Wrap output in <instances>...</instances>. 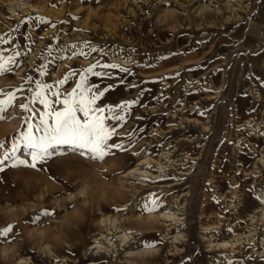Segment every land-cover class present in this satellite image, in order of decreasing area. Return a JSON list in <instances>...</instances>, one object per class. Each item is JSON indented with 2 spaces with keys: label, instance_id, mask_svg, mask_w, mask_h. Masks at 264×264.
<instances>
[{
  "label": "rangeland",
  "instance_id": "374dc122",
  "mask_svg": "<svg viewBox=\"0 0 264 264\" xmlns=\"http://www.w3.org/2000/svg\"><path fill=\"white\" fill-rule=\"evenodd\" d=\"M0 41L3 57L16 61L0 75V100L23 89L0 119V157L48 111L38 102L34 113L18 107L35 89L28 76L63 99L79 82L58 83L70 71L118 64L129 72L96 69L111 75L89 74L87 83L114 86L102 98L106 113L114 108L108 115L138 101L123 122H106L116 126L109 142L127 151L97 160L57 145L31 169L14 166L30 160L21 144L0 165V230L13 226L0 264H264V0H0ZM90 47L99 51L72 55ZM154 198L160 207L146 211ZM181 207L184 224L160 217ZM113 219L130 240L109 235L111 255L96 253L90 246ZM128 250L138 251L135 263Z\"/></svg>",
  "mask_w": 264,
  "mask_h": 264
},
{
  "label": "snow or ice",
  "instance_id": "6c2138e0",
  "mask_svg": "<svg viewBox=\"0 0 264 264\" xmlns=\"http://www.w3.org/2000/svg\"><path fill=\"white\" fill-rule=\"evenodd\" d=\"M42 23H47V21L42 18H37ZM7 43V41H0ZM77 46L75 44L71 45L70 48L75 50ZM99 51L95 47H90L89 52H75L73 51V56H81L87 58L91 52ZM49 56L52 55L51 48L48 50ZM19 56L20 53H15ZM72 58V57H68ZM165 57H160L164 59ZM57 59H62V57H57ZM0 75L5 73H11L13 68L11 65L15 64L16 61L13 57H3V52H0ZM17 68L19 65H16ZM151 67V65H148ZM47 65L41 68L40 74L44 75ZM96 69H119L122 73H128L129 69L121 67L118 64L110 63H97L91 65L90 67L83 70L82 73H77L75 70L70 71L61 79L58 83L63 85L67 82L69 77L79 76V82L76 84L75 88L69 93H66L63 99H59L61 93L57 91H52L53 86L50 84H42L39 80H33L32 76H28L26 79L31 84H35V89L29 87L28 91L31 92V98L27 103L19 104L18 107L23 109L25 112L34 113V110L30 108V104H36L37 102L43 105L48 111L41 113V119L38 126H34L31 123L27 124V131L21 133V139L19 142L13 143L10 149L4 151L3 156L0 157V165H3L5 161L13 159L16 157V153L20 150L21 144L28 150L27 156L29 159H19L16 158L14 166H26L31 169H37V165L42 162H46L49 157L53 156L55 146L57 145H68L72 148L73 153L79 155L81 158L88 154L90 158H95L97 160H103L107 155L113 154L112 149H118L120 151H127L122 143L118 144L115 142H109L116 132V126L109 128L106 123L109 120H116L117 122H123L125 119L124 114L127 110L131 108L133 104L138 103V101H125L119 103L116 107H119L120 115H108V113H113L114 108L109 107L107 113L103 106L102 98L105 97L106 93L114 87L113 85H106L103 88L96 86L95 84L89 85L87 83L88 75L94 77H108L111 74L107 71H96ZM176 75H179L177 73ZM123 83V80H121ZM135 87V85H133ZM23 89L17 88L15 92H8L7 98L0 100V119H4L5 109L13 104L16 99V92H20ZM47 90V93L46 91ZM56 97L57 99L51 100L49 98ZM97 101H101L98 105ZM60 104L62 107L57 110L53 107L54 104ZM203 115V113H201ZM35 127V133L33 128ZM39 133V135H36ZM0 149H4V144L0 143ZM53 149V151H49ZM151 167V166H149ZM158 198L151 200V205L148 203L144 204V209L146 211H155L160 207L157 203ZM48 210H44L42 215H49ZM13 230V226L0 230V243H3L9 237V233Z\"/></svg>",
  "mask_w": 264,
  "mask_h": 264
},
{
  "label": "bare ground",
  "instance_id": "6f19581e",
  "mask_svg": "<svg viewBox=\"0 0 264 264\" xmlns=\"http://www.w3.org/2000/svg\"><path fill=\"white\" fill-rule=\"evenodd\" d=\"M24 9V8H23ZM29 9H31L30 7H27L25 10H29ZM187 121V120H186ZM259 123V122H258ZM255 124H257V123H255ZM197 125V124H196ZM185 153V152H184ZM169 155H170V151H165V152H163V156H165V158H167V157H169ZM182 155H185V154H183L182 153ZM181 154H180V156L179 157H181L182 156ZM171 156V155H170ZM187 157V156H186ZM185 158V157H184ZM264 158V157H263ZM149 159H145V160H141L140 161V163H139V165L140 164H143V163H145L146 161H148ZM161 160V159H160ZM263 161H264V159H263ZM159 166H164V164H162V162H158L157 163ZM167 166V165H166ZM136 170L137 171H139L140 173H143V174H145V173H149V171H147V170H141L139 167H137L136 168ZM136 171L133 169V170H130V171H128L127 173H126V175H128V176H130V175H132L133 173H135ZM247 174V173H246ZM251 179V178H250ZM261 197H262V199L264 200V191H262L261 192ZM236 198V197H235ZM179 205H181V204H178L177 205V201L174 203V206H179ZM232 206V205H231ZM179 211L178 212H170V213H162V214H160V217L161 218H164V219H167V220H170L171 222H172V224H178V225H180V224H184L183 223V221L186 219L185 217H183L181 214H180V212L183 210V207H181V208H179L178 209ZM259 211H261V212H263L262 214H263V217H264V203H263V207H262V209H260ZM154 218V219H153ZM151 219H153V220H155L156 218L155 217H148V220H151ZM107 220V219H106ZM116 220L117 219H113V221L111 220L110 221V225L111 226H113L115 229V231H113L112 230V228L111 227H107L106 228V233H100V234H98V236H97V238L92 242V244H91V248L90 249H97L96 250V253H98V252H103V254L104 255H106V256H109V255H111V253H112V250L109 248V245H112L113 247H114V245H115V242H112V240L110 239L109 240V235H113V236H117L118 237V239L120 238V240L122 241V243L123 242H126V241H128V240H130V237H131V235H129V234H126V233H122V231L121 230H118L117 231V227H115V224H116ZM263 220H264V218H263ZM104 221V220H103ZM145 221V220H144ZM235 222V221H234ZM119 223V222H118ZM234 234H232L231 236H233ZM186 236V234H185V232H182V233H180V234H176V235H174L173 237H174V240L172 241V244L173 245H175L176 244V242L177 241H179V239H181V238H184ZM172 238V237H171ZM105 241L108 245H106L105 246V244L106 243H103V242H101V241ZM234 242V239H230L229 241H226V242H221V243H217V244H215V246L217 247H228V246H232V243ZM121 243V244H122ZM116 246L118 247V245L116 244ZM115 246V247H116ZM214 246V245H213ZM8 247V246H7ZM112 248V247H111ZM3 249V248H2ZM114 249V248H113ZM232 249V248H231ZM162 250V249H161ZM177 250V249H176ZM233 250V249H232ZM135 250H133V251H127V252H125V256L127 257V258H129V259H131L132 258V261L133 260H135L134 258H133V256L134 255H137V253H138V251H137V253H135L134 252ZM3 252V251H2ZM6 252V251H5ZM162 257V256H161ZM123 259V258H122ZM129 259H128V261H129ZM164 260V259H163ZM19 261V260H18ZM131 261V260H130ZM22 262H25V260H23V259H20V261H19V263L21 264ZM134 262V261H133ZM136 262V261H135ZM134 262V263H135ZM17 263V262H16ZM18 263V264H19ZM131 263V262H130ZM136 264V263H135Z\"/></svg>",
  "mask_w": 264,
  "mask_h": 264
}]
</instances>
